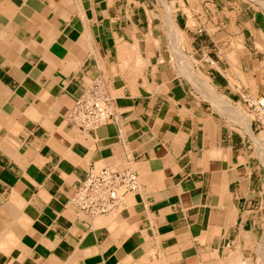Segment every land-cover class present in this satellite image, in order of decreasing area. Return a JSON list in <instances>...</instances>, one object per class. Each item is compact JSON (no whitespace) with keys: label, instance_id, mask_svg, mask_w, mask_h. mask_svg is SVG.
<instances>
[{"label":"crops","instance_id":"obj_1","mask_svg":"<svg viewBox=\"0 0 264 264\" xmlns=\"http://www.w3.org/2000/svg\"><path fill=\"white\" fill-rule=\"evenodd\" d=\"M92 87L111 118L82 131L69 114ZM254 97L264 14L233 0H0V264H258ZM92 169L138 187L78 214Z\"/></svg>","mask_w":264,"mask_h":264},{"label":"built area","instance_id":"obj_2","mask_svg":"<svg viewBox=\"0 0 264 264\" xmlns=\"http://www.w3.org/2000/svg\"><path fill=\"white\" fill-rule=\"evenodd\" d=\"M98 87L88 90L69 114L70 123L82 131L96 130L110 121L109 98ZM253 105L263 110L264 99L254 101ZM258 119V125L264 132V118ZM137 187V176L133 172L115 174L107 169H92L76 188L70 201L78 214L105 215L116 210L123 203L124 196L135 191Z\"/></svg>","mask_w":264,"mask_h":264},{"label":"rangeland","instance_id":"obj_3","mask_svg":"<svg viewBox=\"0 0 264 264\" xmlns=\"http://www.w3.org/2000/svg\"><path fill=\"white\" fill-rule=\"evenodd\" d=\"M233 2L235 3L236 6L244 7L245 9H248L249 11H260L262 14H264V7L258 3V0H233ZM238 49H239V47H238ZM226 61H228L230 63L231 67L233 66L235 68V70H237L236 72H239V69L237 68V66L239 65L238 64L239 60L230 59V60H226ZM260 98L254 97V99L251 100V107L250 108H251L252 112L254 111L252 118H254V115L257 112L261 111V110H259V108L255 107L253 105V102L257 101ZM261 112H262L260 115L261 117H259V118H264V111H261ZM255 118H257V117H255ZM262 131L263 130L260 128L254 130V133H253L254 138L253 137L252 138H253L254 148L256 149L257 154L259 155L258 151L261 152L262 154L259 155V157L264 160V132H262ZM258 142H261L260 143L261 147L259 146ZM263 163H264V161H263ZM0 208L4 209V207L2 205H0ZM263 212H264V202H263ZM258 264H264V250L261 252L260 260H259Z\"/></svg>","mask_w":264,"mask_h":264},{"label":"bare ground","instance_id":"obj_4","mask_svg":"<svg viewBox=\"0 0 264 264\" xmlns=\"http://www.w3.org/2000/svg\"><path fill=\"white\" fill-rule=\"evenodd\" d=\"M258 3L260 4V5H262L263 7H264V0H258ZM167 20L170 22V18L168 17L167 18ZM171 23V22H170ZM174 35H176V33L174 34ZM179 38V37H178ZM184 62V61H183ZM183 66V65H182ZM261 111H264V109L263 110H261ZM238 115H239V113H238ZM240 116H242V115H240ZM243 118V117H242ZM245 122V121H244ZM246 122H248V121H246ZM245 122V123H246ZM246 125H248V123L246 124ZM248 127V126H247ZM260 143L261 142H258V144H259V146L261 147V145H260ZM261 153V152H260ZM262 154V153H261ZM8 207H6L5 209H2V208H0L1 210H0V239L2 238V237H4V235H6L8 232H7V230H9L10 229V225H11V221H12V218L10 217L11 215L9 214L8 216H6L7 215V213L8 212H10V210L7 212V211H5L6 209H7ZM4 210V211H3ZM7 212V213H6ZM8 217V218H7ZM11 218V219H10ZM12 232V231H11Z\"/></svg>","mask_w":264,"mask_h":264}]
</instances>
